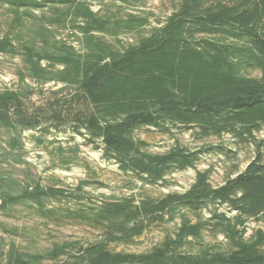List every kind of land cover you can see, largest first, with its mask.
<instances>
[{
    "label": "rangeland",
    "instance_id": "obj_1",
    "mask_svg": "<svg viewBox=\"0 0 264 264\" xmlns=\"http://www.w3.org/2000/svg\"><path fill=\"white\" fill-rule=\"evenodd\" d=\"M174 16L187 48L264 86V0H0V94L13 97L0 264H97L99 247L122 256L109 264H227L217 256L244 246L264 264V191L236 183L264 179V105L195 108L177 85L166 98L134 87L157 70L125 72L127 92L97 101L83 86L90 65L152 46ZM108 131L124 140L108 146Z\"/></svg>",
    "mask_w": 264,
    "mask_h": 264
},
{
    "label": "trees",
    "instance_id": "obj_2",
    "mask_svg": "<svg viewBox=\"0 0 264 264\" xmlns=\"http://www.w3.org/2000/svg\"><path fill=\"white\" fill-rule=\"evenodd\" d=\"M78 11L87 13L85 14L86 23L89 26L93 25L92 18L96 17L95 14L82 5L78 6ZM89 29L93 28L89 27ZM181 33V21L174 16L159 30V38L152 46L132 49L124 53L119 63L106 62L105 64L90 65L83 75L84 88L92 99L97 101L95 97L106 98L117 95L118 92H127L124 88L130 76L125 72L157 70L158 74L146 77L141 85L134 84V87L145 91L149 89L158 93L165 92L167 94L163 98H166L172 97L174 94V92H170L166 84L177 85L179 91L189 95V99L185 98V100L195 108H205L212 100L221 101L220 108L231 109L238 113L248 111L254 106L264 105V96L260 94V88L263 89L264 86L254 83L251 84L255 85L253 87L250 85V81L235 80L237 76L232 73V63L224 58L222 52L209 51L204 48H187ZM12 99V94H0L1 120L12 121L10 109ZM123 140L121 134H111L110 131L105 136L108 146H115L116 143ZM5 182L6 178H1L0 186ZM236 183L264 191L263 177L250 171L238 176ZM225 191V188L218 190L219 193ZM193 197L194 192H189L183 196V199L191 201L194 199ZM0 200L2 201L0 209L7 208V204H9L7 198L0 196ZM92 251L96 257L98 256L95 260L97 264H109L122 257L121 255H112L100 247L93 248ZM262 257L259 252L250 250V246H244L228 256H217V259L227 264H250V262L262 260Z\"/></svg>",
    "mask_w": 264,
    "mask_h": 264
}]
</instances>
